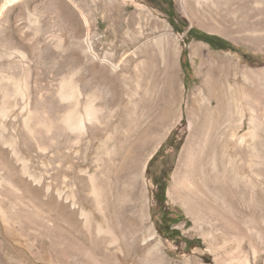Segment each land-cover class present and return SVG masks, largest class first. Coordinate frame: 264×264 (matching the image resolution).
Masks as SVG:
<instances>
[{"label": "rangeland", "instance_id": "1", "mask_svg": "<svg viewBox=\"0 0 264 264\" xmlns=\"http://www.w3.org/2000/svg\"><path fill=\"white\" fill-rule=\"evenodd\" d=\"M181 1L0 0L1 264H78L59 254L67 242L103 238L95 257L119 258L106 264H264V36L251 3ZM217 98L240 115L205 143ZM89 102L100 123L69 130L65 114ZM140 146L129 192L123 156ZM78 206L116 244L89 235Z\"/></svg>", "mask_w": 264, "mask_h": 264}, {"label": "bare ground", "instance_id": "2", "mask_svg": "<svg viewBox=\"0 0 264 264\" xmlns=\"http://www.w3.org/2000/svg\"><path fill=\"white\" fill-rule=\"evenodd\" d=\"M12 1H16V0H12ZM201 1H203L205 3L208 2L209 4L214 6L215 8H219L221 5V0H197L198 3H201ZM240 1L242 2V4L251 3V8L253 7L252 9L255 10V11L253 10L254 12L251 11V14H252L251 17L254 18V21L257 23V27H253L249 31H250V33L256 35L257 37L261 36V38H262L264 36V34H262V32L264 31V0H240ZM181 5L183 8L186 7V5H188V0H182ZM249 7H250V4H249ZM4 9H5V7L2 6L1 11H3ZM236 12L237 13H233V17L239 16V17H242L243 19L248 18L246 12L244 13V9H241L240 7H238ZM258 26L263 27V30H261L260 29L261 27H258ZM167 33L169 35H172L171 30L168 31ZM86 43H87L88 48L91 50V43L89 41H87ZM193 48H194V51H196L198 53L201 50L200 45H195ZM64 88H65V86H64ZM21 90H19L18 93L20 92L22 97H23L24 94H23V92H21ZM247 91H248L247 92L248 109H249V112L251 113L250 121H253L254 120V112H255V103L253 100L254 90L251 87ZM73 96H74L73 90H68L67 92L62 91L60 94L62 101H69L73 98ZM214 103H215V106H213V103L212 104L207 103L205 106V109L207 111L209 110L208 113L210 115V123L208 126L209 128H208L206 136H204L205 143H208L212 140L214 141L215 137H216V135H218V133H219V135H221V134L225 135L226 133L229 134L227 132V131H229V127L231 128V125L235 121L236 116L240 115L239 112L236 111L234 108L235 103L233 104L231 101L227 102V100H225L223 98H217ZM191 107H193V105ZM189 108L190 107H188V110H189ZM202 108H203V106H202ZM100 111H101V109L95 108V106L91 102H89L84 107L83 114H81V113L77 114L74 111H68L65 114V118H64L65 125L71 131H79L80 133H82V131H84L86 129V126H87L86 124H88V123H100V122H98V121H100V120H98V114ZM75 113L77 114L76 116H75ZM141 121L142 120H140V118H137L133 122L132 121L131 122L133 124L134 123L137 124V123H141ZM127 124H130V123L127 122ZM138 125H141V124H138ZM139 127H141V126H139ZM231 137H234V136L231 135ZM108 139H109V137H108ZM107 140L103 141L104 145L107 143ZM205 143H204V145H205ZM118 144L120 147L123 146V141H122L121 137H118ZM142 149H143V146H140L137 150L135 149V151L128 150L127 153L123 156V163H122L123 171H124L123 178H124L125 182L128 184L127 191H129V192H131V190L133 188V184L136 182V178H137L136 173L139 169L140 162L142 161V158H143L142 157V155H143ZM88 181H89V184L91 186V191H92V194L95 198V201L98 205H100L101 204V190L104 189L103 181L98 179L97 175H95V174L93 176H89ZM78 208L80 209V212H79L80 213V215H79L80 219H82V222H81L82 225L81 226L83 227V229H85V231L89 235H95L96 234L99 237L103 236V235L109 236L111 240H110V242H108V244L109 245L116 244L117 239L115 236H113V230L110 228L109 223L107 225L103 226L100 223L93 222L91 220V218L89 217V215L87 213H85V211H83L81 206H78ZM65 219L67 221L66 223H68L67 224L68 228H72V229L74 228L77 231L80 223L78 222V220H76L75 213L67 212L65 215ZM65 231L66 230H64L65 234L66 233L69 234V232H65ZM58 234H59V232H58ZM65 234H63V235H65ZM106 242H107V240L104 238L100 239V240H94L93 242H90L91 248H89L90 246L87 247L84 242L81 244V243H78L77 241L75 242L71 239V242L70 241L67 242V245L64 246L62 249H61V246L58 247L59 250L60 249L61 250L60 251L57 250V252L59 251L60 252L59 254H61V256L62 257L64 256L65 258H71L75 255H78L79 256L78 264H106L107 261L117 262V260L119 258L117 257V259H116L114 257V254L111 253L110 251L104 252L102 259H97L95 257L94 248H96V250H100V248H98V245L106 243Z\"/></svg>", "mask_w": 264, "mask_h": 264}, {"label": "trees", "instance_id": "3", "mask_svg": "<svg viewBox=\"0 0 264 264\" xmlns=\"http://www.w3.org/2000/svg\"><path fill=\"white\" fill-rule=\"evenodd\" d=\"M192 34V30H190L189 31V35H191ZM200 39H202L204 42H206V43H208V44H210V41L211 40H215V41H217L215 38H213V37H211V36H207V35H204V34H200ZM220 41V40H219ZM223 41H221L220 43H222ZM223 44V43H222ZM159 189H160V193L161 194H163L164 195V192H165V188L162 186V185H160L159 186ZM160 203L161 204H163L164 203V201H160ZM163 223V222H162ZM176 222H175V220H172L171 222H169V228H171L172 227V225H174ZM173 231V230H172Z\"/></svg>", "mask_w": 264, "mask_h": 264}]
</instances>
